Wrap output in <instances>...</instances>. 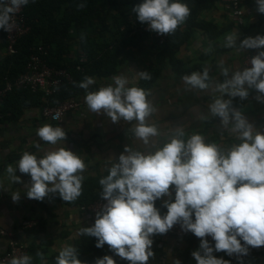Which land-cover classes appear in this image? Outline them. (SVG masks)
<instances>
[{
	"label": "clouds",
	"instance_id": "1",
	"mask_svg": "<svg viewBox=\"0 0 264 264\" xmlns=\"http://www.w3.org/2000/svg\"><path fill=\"white\" fill-rule=\"evenodd\" d=\"M28 2L0 3V29L10 31L13 14ZM132 11L141 24H147L150 31L159 35L173 34L190 15L189 7L180 0H143ZM257 11L264 14V0H258ZM235 45V36L227 35L225 47ZM240 48L260 51L251 58L250 67L235 71L230 79L216 84L215 90L221 95L208 105L209 113L219 117L222 125L234 121L231 131L239 134L240 143L225 151L216 143L206 144L200 134L182 139L185 133L177 128L171 139L154 152L144 154L125 146L117 162L108 168V174L99 180L105 203L96 212L94 225L80 229L81 234L96 238L97 248L107 244L129 264H147L154 257L150 237L165 234L178 223L183 231L200 239L199 249L191 253L197 264H230L213 252L222 251L229 257L236 254L240 260L249 248L264 246V132L254 131L253 124L232 107V99H224L227 95L245 100L249 89H254L258 93L255 99L264 103V35L244 38ZM228 74L229 69L224 68L222 75ZM139 75L141 79L151 78L147 71ZM182 79L186 88L210 87L206 67ZM113 81L98 91L87 92L85 104L97 115L105 113L114 123L121 119L136 121L134 136L148 145L151 137L159 135L156 125L146 123V118L155 111L148 100L150 92L127 86L128 80L123 76H114ZM94 82L93 78L85 77L78 86L87 91ZM37 135L50 145L66 139L61 127L49 124L37 129ZM85 167L80 157L61 147L45 150L39 159L26 151L17 167L8 165L6 171L13 182L20 181L15 175L17 169L30 176L26 194L29 199L42 201L49 194L58 193L63 201L72 202L81 195L84 179L81 173ZM166 196L168 199H163ZM19 199V193L12 195L13 202ZM157 200H162L161 206L167 209L164 215L156 207ZM30 261L31 257L24 255L13 257L9 264H30ZM55 264H82V261L77 249L67 246L59 251ZM95 264H116V261L105 255L97 258ZM174 264L181 261L176 259Z\"/></svg>",
	"mask_w": 264,
	"mask_h": 264
},
{
	"label": "crops",
	"instance_id": "2",
	"mask_svg": "<svg viewBox=\"0 0 264 264\" xmlns=\"http://www.w3.org/2000/svg\"><path fill=\"white\" fill-rule=\"evenodd\" d=\"M142 2L143 0H100L91 8L89 17L81 18L84 23L82 25L71 2L54 1L57 9L52 14L54 24L50 27V51H64L61 60L63 58L65 63L73 65L77 61L83 64L92 61L88 52L83 49V44L94 55H101L108 49L118 53L116 71L109 75H91L95 82L81 95L79 107L68 111L60 122L42 116L40 106L23 99L19 104L21 113L18 116L10 118L12 114H0V259L9 248L11 234L13 239L28 247L34 242L41 246L37 264H54V258L62 248L74 247L79 240L88 237L81 234L80 229L93 226L96 219V216H88L79 208L68 206L56 194H49L42 201L27 198L30 176L21 174L17 169L15 175L20 177V181L13 182L6 171L8 165L17 167V162L26 151L39 159L43 157L45 150L61 147L70 150L84 161L86 167L81 175L84 177L83 181H86L107 174L108 168L117 162L125 146L144 154L154 152L171 139L177 128L183 129L185 133L184 137H180L182 139L187 140L193 134H200L206 144L216 143L225 151L240 143L239 134L231 131L234 121L230 120L227 126L222 125L219 117H213L209 113L208 105L214 97L221 95L215 90L217 83L230 79L233 72L248 67L245 63L252 55V49H241L240 41L246 37L264 35L263 14L257 11L258 0L244 1L243 28L246 34L242 33V26L231 17L224 0L182 1L189 7L190 15L178 27L179 32L187 36V39L182 42L176 57L188 67L200 66L202 71L205 67L209 69L210 87L205 90L191 86L186 88L182 79L184 75L177 74L168 59L163 64H158L162 48L143 29L145 24H141L132 11L135 5ZM83 13H88V10L85 9ZM227 35L235 36V47H225ZM4 48V37L0 31V60L5 57ZM53 58L56 55H50L49 61ZM156 66H159L160 73L154 86L148 91V100L155 111L146 118V123L156 125L159 135L151 137L148 145L134 136L132 129L136 121L121 119L114 123L105 113L97 115L85 104L87 92L98 91L101 87L113 84L114 76H123L128 80L127 86L138 87L141 78L139 72ZM224 68L229 69L227 77L222 75ZM201 70L197 72H202ZM257 95L254 89H249V96L245 100L227 95L224 99H232V107L253 124L254 131L264 132V103L255 99ZM41 100L44 101L45 98L42 96ZM202 116L206 119L202 120ZM45 124L61 127L66 133V139L59 141L57 145L42 141L37 135V129ZM172 191L174 197V186ZM14 193H19L20 196L16 202L12 200ZM162 202L157 200L156 207L164 215L167 209L161 206ZM26 223L34 224L33 227L37 230L28 231ZM40 223L44 226H40ZM36 231H39L37 235ZM150 238L153 240L154 257H150L147 264H174L176 259L181 264H197L191 255L199 249L200 239L195 235L180 239L156 234ZM105 255L112 256L116 264H129L116 256L109 246ZM213 255L227 260L222 251L213 252ZM249 263L264 264V254L256 256Z\"/></svg>",
	"mask_w": 264,
	"mask_h": 264
},
{
	"label": "trees",
	"instance_id": "3",
	"mask_svg": "<svg viewBox=\"0 0 264 264\" xmlns=\"http://www.w3.org/2000/svg\"><path fill=\"white\" fill-rule=\"evenodd\" d=\"M55 0H29L27 5H24L25 15L28 19V24L31 27L30 33L23 37L17 44L16 49L17 52L13 55H5V57L0 60V87H2L6 80H13L20 73L25 70V66L29 60L32 49L41 45L48 50V59L50 55H56V58L51 61L48 60L49 65H53L56 67H63L68 69V71L72 74L71 81H65L58 91L53 92L50 95H43L42 91H33L29 88H19L13 89L8 92V94L4 97L2 103L0 104V114H12L10 118L16 117L21 113V108L19 104L23 100H29L34 103V105H38L43 107L44 105L53 106L57 103H60L68 98L75 97L80 99L85 89L80 88L78 85L84 81L85 77H90L93 74L100 75H109L115 73L116 66V58L118 53L110 52L108 49L103 52L101 55L92 54L91 50L83 44V49L88 52L89 59L92 60L90 63H79L68 65L64 62L62 57V53L64 51H56L52 52L51 50V32L50 27L54 24V20H52V14L55 9H57L54 5ZM63 0H59L61 2ZM71 2L72 6L75 7V10L79 14L77 19L79 22L84 24L82 19L85 16H90L92 12L91 8L100 1V0H65ZM124 2L125 0H121ZM128 1V0H127ZM4 3V0H2ZM83 5V7H81ZM86 7V8H84ZM87 9L88 13H83V11ZM74 12V10H72ZM71 12V13H72ZM82 18V19H81ZM262 20L264 22V14L262 15ZM242 26V33L246 34L245 28ZM3 34V30L0 29ZM212 33V29H210ZM213 34V33H212ZM215 35V34H213ZM4 37V35H3ZM187 39V36L182 35L177 28L173 34H169L168 41L162 48V52L159 56L158 64H163L164 60L168 59L171 63L174 71L179 75H190L192 72L201 70L200 66H192L188 67L178 60L176 57V53L179 50L182 42ZM80 65L81 68L77 69V66ZM150 74V79H141L139 81L138 87L143 88L146 91H149L155 84L160 69L159 66H156L154 69L146 70ZM202 71V70H201ZM211 76L209 75L210 81ZM44 97L45 100H41V97ZM14 101L11 102V101ZM108 174V173H107ZM107 174L97 177L89 178L86 181L82 182V192L81 195L72 202L64 201L68 206L79 208L81 206H87L95 202L98 198L101 197L102 186L99 184V180L106 176ZM59 197L58 193L56 194ZM60 198V197H59ZM62 199V198H60ZM40 226H44L40 223ZM37 230L34 227H28V231L34 232ZM39 231H36V235ZM194 236V235H193ZM95 237H85L79 240L75 244V248L78 251V257L82 261V264H95L97 258H102L105 256L107 252L108 245L105 244L102 248H97ZM41 252V246L36 244L35 242L28 247V256L31 257L30 264H37L39 261V253ZM55 264V258L54 262ZM245 264H250L247 261Z\"/></svg>",
	"mask_w": 264,
	"mask_h": 264
},
{
	"label": "built area",
	"instance_id": "4",
	"mask_svg": "<svg viewBox=\"0 0 264 264\" xmlns=\"http://www.w3.org/2000/svg\"><path fill=\"white\" fill-rule=\"evenodd\" d=\"M184 0H180L182 2ZM227 8L231 12V17L239 25L245 24V12L243 4L245 0H224ZM6 2V0H4ZM13 27L10 31L3 30L5 48V55H13L17 52L16 46L18 42L25 36H27L31 27L28 24V19L25 15L24 5L12 16ZM156 41L160 48H163L168 41V35H159L148 29V25L145 24L144 28ZM259 49H252V55L247 58L246 65L251 66V58L255 56ZM48 50L41 45H37L32 49L25 70L19 74L13 80H6L5 84L0 87V104L8 92L13 89L29 88L33 91H42L43 95H50L55 91H58L65 81L72 80V74L68 69L63 67H56L49 65L48 63ZM81 66L78 65L77 69ZM80 101L75 97L68 98L53 106L44 105L41 107V115L45 116L53 121L60 122L66 113L72 109L79 107ZM105 201L100 197L95 202L88 204L87 206L79 207V210L88 216H96V212L100 210ZM162 215V214H161ZM27 227H33L34 224L26 223ZM171 236L174 238H187L193 236L191 232H185L182 230L180 224H174L167 233L162 234ZM211 242V238L208 237ZM214 243V242H213ZM264 254V246L260 248H249L247 255H243L240 260H237L236 254L229 257L226 255L230 264H245L247 261L255 258L258 255ZM28 255V246L12 238L10 234V243L7 252L1 257L0 262L2 264H9L13 257H20Z\"/></svg>",
	"mask_w": 264,
	"mask_h": 264
}]
</instances>
